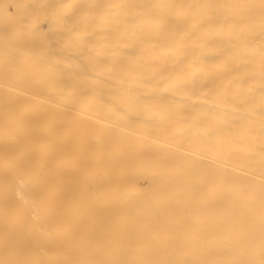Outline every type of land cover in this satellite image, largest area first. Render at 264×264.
Masks as SVG:
<instances>
[{"label":"bare ground","instance_id":"obj_1","mask_svg":"<svg viewBox=\"0 0 264 264\" xmlns=\"http://www.w3.org/2000/svg\"><path fill=\"white\" fill-rule=\"evenodd\" d=\"M0 264H264V0H0Z\"/></svg>","mask_w":264,"mask_h":264}]
</instances>
